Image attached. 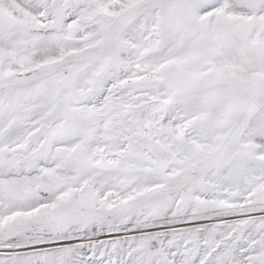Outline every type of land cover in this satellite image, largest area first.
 <instances>
[{
    "label": "snow or ice",
    "instance_id": "6c2138e0",
    "mask_svg": "<svg viewBox=\"0 0 264 264\" xmlns=\"http://www.w3.org/2000/svg\"><path fill=\"white\" fill-rule=\"evenodd\" d=\"M0 264H264V0H0Z\"/></svg>",
    "mask_w": 264,
    "mask_h": 264
}]
</instances>
